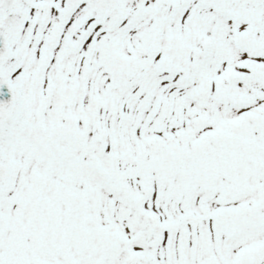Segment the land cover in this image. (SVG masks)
I'll return each mask as SVG.
<instances>
[{"label":"snow or ice","instance_id":"1","mask_svg":"<svg viewBox=\"0 0 264 264\" xmlns=\"http://www.w3.org/2000/svg\"><path fill=\"white\" fill-rule=\"evenodd\" d=\"M0 264H264V0H0Z\"/></svg>","mask_w":264,"mask_h":264}]
</instances>
